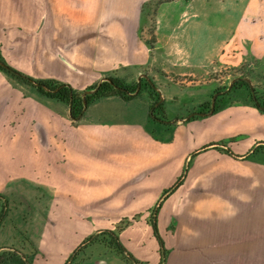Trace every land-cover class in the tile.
I'll list each match as a JSON object with an SVG mask.
<instances>
[{
  "label": "crops",
  "instance_id": "1",
  "mask_svg": "<svg viewBox=\"0 0 264 264\" xmlns=\"http://www.w3.org/2000/svg\"><path fill=\"white\" fill-rule=\"evenodd\" d=\"M26 6L19 3L21 15ZM95 24L91 50L67 46L56 53L61 70L40 79L76 90L95 77L151 80L162 111L151 116L153 100L139 88L127 98H91L73 119L66 103L0 71V194L8 206L0 231L9 226L23 238L22 248L0 242V252L64 264L89 235L123 226L119 241L142 264H264V111L241 92L240 101L222 95L217 111L176 120L208 112L217 88L222 94L245 77L264 92V0H99ZM218 71L231 74L220 81ZM16 196L22 204L9 209ZM33 233L39 239L30 244ZM72 264L129 263L93 242Z\"/></svg>",
  "mask_w": 264,
  "mask_h": 264
},
{
  "label": "rangeland",
  "instance_id": "2",
  "mask_svg": "<svg viewBox=\"0 0 264 264\" xmlns=\"http://www.w3.org/2000/svg\"><path fill=\"white\" fill-rule=\"evenodd\" d=\"M19 3L27 4L22 15L18 12ZM98 3L99 0H38L35 5L34 0H0V51L6 64L40 79L60 69L62 63L56 53L65 51L67 46L74 49L84 47L90 51L95 31H98L95 26ZM20 16L26 20L24 23H21ZM40 16L45 21L39 24ZM3 26L5 29L1 28ZM154 28L152 23L147 31ZM45 32H51L54 37L45 38ZM86 57L89 59L88 55ZM217 73L222 78L220 81L231 74L230 71ZM101 78L89 79L82 90L95 86ZM36 233L33 238L37 241L39 236ZM11 241L17 248L23 247L22 236L8 226L0 231V242Z\"/></svg>",
  "mask_w": 264,
  "mask_h": 264
},
{
  "label": "trees",
  "instance_id": "3",
  "mask_svg": "<svg viewBox=\"0 0 264 264\" xmlns=\"http://www.w3.org/2000/svg\"><path fill=\"white\" fill-rule=\"evenodd\" d=\"M159 2H170L173 0H158ZM0 60L3 61L5 64V60L3 56L0 53ZM9 69H11L13 72L18 73L22 75L26 79H31V77L21 73L20 71L16 70L15 68L9 66L6 64ZM0 71L6 73L9 75V73L0 66ZM10 76L13 78L18 79L17 77L10 74ZM109 78L113 81L115 85H117L119 88H115L110 82L103 81L98 90L92 94L86 95V101L87 103L91 98H102V97H108V96H119L122 98H127L128 94L127 92H132L135 90L138 84H140V89H145L149 92L153 103L151 105V113L150 115L155 117L157 114V110L162 111V104L158 103L159 100V94L155 90V88L150 84V82H134L129 85H125L122 81L119 79L109 76ZM35 81L39 83L45 84L47 87L51 89V91H45L41 87H35L41 94L50 97L58 99L59 101H62L66 103L69 106V112L71 118L77 117L81 112L83 108V102H82V92L83 90H76L72 88L69 84L61 82L56 79H34ZM27 83V82H26ZM30 84V83H27ZM225 87L217 88L215 92H220L221 90H224ZM56 89L55 91H53ZM253 91V92H252ZM244 93V101H247L252 106L256 107L260 111H264V92H257L255 87H250L248 82L245 80H238L234 84L231 85V87L227 90H225L222 94L219 93V95L216 98L214 111H217L221 105H219L220 98L222 95L226 94H232L233 96L237 95V93ZM231 101H240V98H235ZM232 103V102H230ZM207 109L210 108V102L207 103V106H205ZM244 157H248V155H245ZM182 178H179L169 189L165 190L163 192V197L167 195L168 191H172L178 184L181 183ZM2 196L0 194V221L5 217L6 215V206L5 203L1 202ZM158 208L153 209V216L151 218V226L154 232L155 237L157 238L160 246V255H161V261H164L166 250L163 245V241L158 233L157 229V223H156V212ZM123 226H116L114 229H103L100 231H97L91 235H89L87 238H85L79 246H77L74 251L69 255L67 260L64 262V264H72L74 259L76 258V255L78 252L82 251L83 248L93 242H100L107 246L108 248L114 250L115 252L121 254L125 260L129 264H142L140 261L135 259L132 254H130L120 243L119 241V233L122 230ZM28 258L24 254L18 255V251L16 249H5L0 252V264H25L29 262L27 261Z\"/></svg>",
  "mask_w": 264,
  "mask_h": 264
},
{
  "label": "water",
  "instance_id": "4",
  "mask_svg": "<svg viewBox=\"0 0 264 264\" xmlns=\"http://www.w3.org/2000/svg\"><path fill=\"white\" fill-rule=\"evenodd\" d=\"M59 57H60V59L67 65V66H69L70 68H73V69H75V67L65 58V57H63L61 54H59ZM0 66L1 67H4V68H8L7 67V65L3 62V61H1L0 60ZM247 82H248V84H249V86L252 88V85H251V81L247 78V77H245L244 78ZM30 81H31V83L34 85V86H36V87H41L43 90H45V91H51V89L49 88V87H47L45 84H43V83H39V82H37V81H35L34 79H30ZM103 81H108V82H110L115 88H119L117 85H115L114 83H113V81L109 78V77H102L98 82H97V84L95 85V86H93V87H89V88H87V89H84L83 90V92H82V102H83V108H82V112L77 116V117H75V118H73V119H78V118H80L81 117V115H82V113H83V111L85 110V108H86V105H87V101H86V95H89V94H92V93H94V92H96L97 90H98V88H99V86H100V84L103 82ZM137 81H139V78L137 79ZM149 82H150V84L155 88V90L159 93V89L158 88H156L154 85H153V83L151 82V80H149ZM139 88H140V84H138L137 85V87L135 88V90L134 91H132V92H127V94H134V93H136V92H138V90H139ZM56 89H54L53 91H55ZM253 92V91H252ZM220 92H215L214 93V95L212 96V98H211V101H210V108H209V111L208 112H203V113H192V114H190V116H188V117H186V118H182V119H179V118H177L176 120H180V121H185V120H188L191 116H193L194 114H209V113H212L213 112V110H214V106H215V101H216V97H217V95L219 94ZM161 99V98H160ZM160 99H159V101H160ZM229 139H231V140H239L240 139V136H235V137H233V138H229Z\"/></svg>",
  "mask_w": 264,
  "mask_h": 264
},
{
  "label": "flooded vegetation",
  "instance_id": "5",
  "mask_svg": "<svg viewBox=\"0 0 264 264\" xmlns=\"http://www.w3.org/2000/svg\"><path fill=\"white\" fill-rule=\"evenodd\" d=\"M3 68H4V67H3ZM4 69L9 73V75L11 74V75L17 77V78H18L17 80L22 81V82H25V83L27 82V83H30V84H31L30 79H26V78H24L22 75L13 72V71H12L11 69H9V68H4ZM221 92H222V91H220V93H221ZM12 201L15 202V203L12 204V205L10 206L9 209H17L18 205L22 204V201H21V200L19 199V197H17V196L14 197ZM7 207H8V206H6V213H7V210H8ZM33 237H34V236L31 235V237L26 238V240H28V241L30 242V244H32V241L34 240Z\"/></svg>",
  "mask_w": 264,
  "mask_h": 264
}]
</instances>
